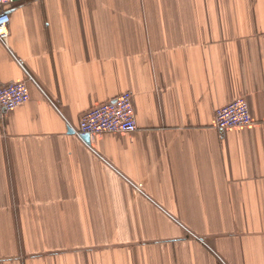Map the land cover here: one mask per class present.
<instances>
[{
    "label": "crops",
    "instance_id": "crops-1",
    "mask_svg": "<svg viewBox=\"0 0 264 264\" xmlns=\"http://www.w3.org/2000/svg\"><path fill=\"white\" fill-rule=\"evenodd\" d=\"M0 264H264V0H14ZM133 94L138 129L77 137ZM245 98L254 124L215 112Z\"/></svg>",
    "mask_w": 264,
    "mask_h": 264
},
{
    "label": "built area",
    "instance_id": "built-area-1",
    "mask_svg": "<svg viewBox=\"0 0 264 264\" xmlns=\"http://www.w3.org/2000/svg\"><path fill=\"white\" fill-rule=\"evenodd\" d=\"M14 0H0V41L8 45L11 15L8 7ZM10 82L0 85V110L12 111L27 104L30 100L29 81ZM216 128L224 131L243 128L254 124L249 105L245 98H238L215 112ZM138 122L133 94L123 92L111 102L96 106L82 114L74 134L80 139L106 133H132L137 131ZM224 264V263H223Z\"/></svg>",
    "mask_w": 264,
    "mask_h": 264
},
{
    "label": "water",
    "instance_id": "water-1",
    "mask_svg": "<svg viewBox=\"0 0 264 264\" xmlns=\"http://www.w3.org/2000/svg\"><path fill=\"white\" fill-rule=\"evenodd\" d=\"M85 139H86L87 141H89V140H90V137H85Z\"/></svg>",
    "mask_w": 264,
    "mask_h": 264
}]
</instances>
